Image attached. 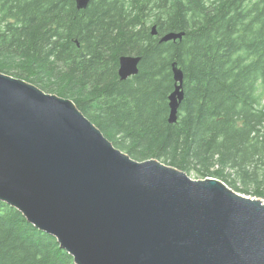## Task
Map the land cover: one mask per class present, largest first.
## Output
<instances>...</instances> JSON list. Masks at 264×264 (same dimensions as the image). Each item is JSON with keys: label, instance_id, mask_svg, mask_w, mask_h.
<instances>
[{"label": "trees", "instance_id": "trees-1", "mask_svg": "<svg viewBox=\"0 0 264 264\" xmlns=\"http://www.w3.org/2000/svg\"><path fill=\"white\" fill-rule=\"evenodd\" d=\"M169 32L184 35L160 43ZM125 55L138 73L120 81ZM173 62L184 98L169 124ZM0 73L72 100L133 160L264 200V0H0ZM0 264L74 262L0 202Z\"/></svg>", "mask_w": 264, "mask_h": 264}, {"label": "water", "instance_id": "water-1", "mask_svg": "<svg viewBox=\"0 0 264 264\" xmlns=\"http://www.w3.org/2000/svg\"><path fill=\"white\" fill-rule=\"evenodd\" d=\"M89 2L75 0L76 9ZM139 62L119 57V79L137 75ZM171 71L167 122L174 124L183 72L175 62ZM0 202L55 238L74 264H264L263 200L157 159L133 160L72 100L3 73Z\"/></svg>", "mask_w": 264, "mask_h": 264}, {"label": "rangeland", "instance_id": "rangeland-1", "mask_svg": "<svg viewBox=\"0 0 264 264\" xmlns=\"http://www.w3.org/2000/svg\"><path fill=\"white\" fill-rule=\"evenodd\" d=\"M264 96V95H263ZM190 175V177L192 178V179H197L196 178V175L194 174V173H190L189 174ZM237 186H239L240 188H242L243 186H242V184H240V183H238L237 184ZM249 189H250V192H252L253 190H254V185L253 184H250V186L248 187ZM241 195H244V194H241ZM245 196H248V197H252V198H256V196H253V195H245ZM262 200V199H261ZM264 201V200H263Z\"/></svg>", "mask_w": 264, "mask_h": 264}, {"label": "bare ground", "instance_id": "bare-ground-1", "mask_svg": "<svg viewBox=\"0 0 264 264\" xmlns=\"http://www.w3.org/2000/svg\"><path fill=\"white\" fill-rule=\"evenodd\" d=\"M175 41H176V40H175ZM169 42H170V41H169ZM173 42H174V41H173ZM165 43H167V42H165ZM120 57H121V56H120ZM118 59H119V58H118ZM118 78H119V77H118ZM128 79H129V78H128ZM128 79H127V80H128ZM119 80H120V79H119ZM120 81H121V80H120ZM125 81H126V80H125ZM173 81H174V80H173Z\"/></svg>", "mask_w": 264, "mask_h": 264}, {"label": "crops", "instance_id": "crops-1", "mask_svg": "<svg viewBox=\"0 0 264 264\" xmlns=\"http://www.w3.org/2000/svg\"><path fill=\"white\" fill-rule=\"evenodd\" d=\"M132 78V77H131Z\"/></svg>", "mask_w": 264, "mask_h": 264}]
</instances>
